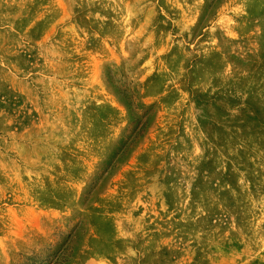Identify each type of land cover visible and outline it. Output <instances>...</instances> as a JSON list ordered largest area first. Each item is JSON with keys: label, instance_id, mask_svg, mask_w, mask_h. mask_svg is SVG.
Wrapping results in <instances>:
<instances>
[{"label": "rangeland", "instance_id": "obj_1", "mask_svg": "<svg viewBox=\"0 0 264 264\" xmlns=\"http://www.w3.org/2000/svg\"><path fill=\"white\" fill-rule=\"evenodd\" d=\"M0 264H264V0H0Z\"/></svg>", "mask_w": 264, "mask_h": 264}, {"label": "trees", "instance_id": "obj_2", "mask_svg": "<svg viewBox=\"0 0 264 264\" xmlns=\"http://www.w3.org/2000/svg\"><path fill=\"white\" fill-rule=\"evenodd\" d=\"M131 140H132V139H130V138L125 140V142H124L125 145H124V147H123V151L127 150V149L130 147Z\"/></svg>", "mask_w": 264, "mask_h": 264}]
</instances>
